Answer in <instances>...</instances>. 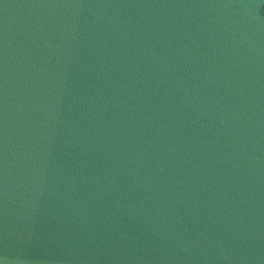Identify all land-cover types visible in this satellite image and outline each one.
Wrapping results in <instances>:
<instances>
[{
	"label": "water",
	"instance_id": "1",
	"mask_svg": "<svg viewBox=\"0 0 264 264\" xmlns=\"http://www.w3.org/2000/svg\"><path fill=\"white\" fill-rule=\"evenodd\" d=\"M0 264H264V0H0Z\"/></svg>",
	"mask_w": 264,
	"mask_h": 264
}]
</instances>
